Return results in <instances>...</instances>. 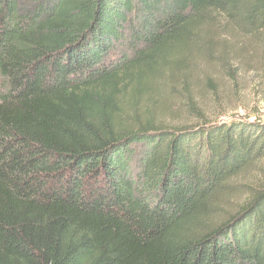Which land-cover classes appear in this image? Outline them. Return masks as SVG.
Masks as SVG:
<instances>
[{
  "label": "trees",
  "instance_id": "16d2710c",
  "mask_svg": "<svg viewBox=\"0 0 264 264\" xmlns=\"http://www.w3.org/2000/svg\"><path fill=\"white\" fill-rule=\"evenodd\" d=\"M229 30L264 0H0V264H264V123L153 106Z\"/></svg>",
  "mask_w": 264,
  "mask_h": 264
},
{
  "label": "rangeland",
  "instance_id": "374dc122",
  "mask_svg": "<svg viewBox=\"0 0 264 264\" xmlns=\"http://www.w3.org/2000/svg\"><path fill=\"white\" fill-rule=\"evenodd\" d=\"M219 38L225 47L213 58L199 57L190 63V70H170L173 76L155 81L156 91H163L153 105L158 123L171 128L236 120L264 123V31L247 36L229 30L220 32ZM5 86L0 76V93ZM149 108L141 105L139 111ZM258 172L248 171L238 181L254 185ZM244 200L245 196L233 198L228 213Z\"/></svg>",
  "mask_w": 264,
  "mask_h": 264
}]
</instances>
